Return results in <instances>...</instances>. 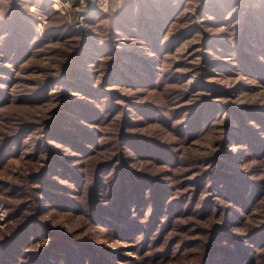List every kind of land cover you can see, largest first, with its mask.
<instances>
[{
    "label": "rangeland",
    "instance_id": "1",
    "mask_svg": "<svg viewBox=\"0 0 264 264\" xmlns=\"http://www.w3.org/2000/svg\"><path fill=\"white\" fill-rule=\"evenodd\" d=\"M54 2L0 0V83L15 98L23 91L30 94L34 89L41 88L45 81H49L48 91L59 93L56 97L54 95V99L50 96L41 102L13 100L8 108L17 115L12 117H51L56 114L54 108L63 99L75 96H84L97 109L105 107L104 96L98 98L84 93L82 89L77 90L72 86L74 83L79 87L92 88L95 94L100 91L105 93L108 87L115 89L109 93L112 95L113 111L108 119L102 117L105 112L95 118L96 123L79 116V124L104 140L103 137L109 139L116 136L121 139L125 132H133L148 142H164L174 156L182 158L180 163L176 161L169 165L174 173L172 185L165 183L171 186L168 197L172 201L178 199L183 205L192 204L185 214L179 211L172 213L173 224L166 228L159 226L150 239H145V233H141L131 239L113 240L96 229L90 231V235L112 250L120 249L119 253H124L120 258L126 257L122 261L125 264H200L204 259L203 244L209 241L215 225L222 229V225L226 224L223 218L230 212L232 222H228L227 228L242 235L250 255L249 262H243L244 250L238 251L242 253H229L225 245L217 247L216 256L209 264H264V244L255 243L252 236H246L264 223V193L252 210L236 213L235 209H228V200L210 189L212 176L207 177L208 173L222 167L217 159L223 158L225 153H242L239 158L243 159V152L249 151L242 149V139L231 135L229 130L234 127L233 124L241 121L254 125L264 145V0H112L107 8L95 6L85 11L64 0L59 2V7L54 6ZM81 12L85 13L83 18L80 17ZM25 13L33 15L36 31L26 42L28 54L20 57L15 64L10 59L7 45L14 33L9 21L16 15L25 16L28 20ZM142 17L148 24L155 23L156 17L159 20L153 26L161 29L160 36L156 38L157 33L155 37L158 48L150 45L140 29ZM4 21H7L6 24ZM46 27L49 32L45 34ZM241 47L248 55L247 60L240 53ZM206 56L212 60L208 62ZM120 57L122 61L118 64L122 74L117 80L110 77L103 83L112 62H117ZM78 58V65L72 66L73 60ZM249 59L256 60L254 65L257 63L263 74L246 70L250 67ZM142 67V74H136ZM74 68L77 72L72 73ZM9 69L11 74L6 71ZM62 71L67 72L66 76L56 79ZM152 71L154 75L159 73L153 82L149 74ZM198 77L202 84L197 91L189 92ZM67 79L74 83L69 84ZM212 83L217 88L210 91L209 99L223 108L215 110L210 117L211 126L189 134L185 126L193 122L192 104L197 93L206 91ZM183 92L186 94L182 95ZM235 105L241 106L244 119L234 116L237 112ZM100 118L106 121L102 123ZM6 121L1 117L0 126ZM221 132L220 140L217 138H220ZM255 145L258 146L257 143ZM131 159L127 162L132 167L136 166V161H143L140 158ZM15 161L12 165L15 171L27 168L26 160L17 158ZM239 163L241 170H248L255 180L264 182V156H250L247 162ZM151 169L156 174H162V169L153 164ZM194 179L200 181L199 185L204 190L202 195L198 194ZM260 184L264 186V183ZM0 197L6 195L0 192ZM15 198L7 196V200ZM221 201H224L222 209L219 207ZM205 204L210 205L203 213ZM8 213L11 210H8L7 204L0 202V229L7 226ZM178 213L181 214L175 216ZM73 224L78 225L77 219H73ZM222 243L227 241L220 239L217 242L219 245Z\"/></svg>",
    "mask_w": 264,
    "mask_h": 264
},
{
    "label": "trees",
    "instance_id": "2",
    "mask_svg": "<svg viewBox=\"0 0 264 264\" xmlns=\"http://www.w3.org/2000/svg\"><path fill=\"white\" fill-rule=\"evenodd\" d=\"M24 15L29 17L28 20L25 16L23 18L22 15H16L9 21L14 33L7 45L10 59L15 64L19 62L20 57L28 54L26 42L36 31L33 15ZM154 21L156 23L159 20L156 17ZM5 22L7 21H4V24ZM145 22L142 17L140 29L154 47L157 45L156 38L160 36L161 29H155V23ZM163 27L165 26L163 25L162 29ZM44 32L48 33L49 28L46 27ZM245 52L241 47L240 53ZM244 56L247 60L248 55ZM205 59L208 62L212 60L207 56ZM78 61L79 58L73 60L72 66H77ZM119 61H122V57L117 62H112L103 83L113 77L117 80L120 76ZM255 61L249 59L250 67H246V70L263 74L260 66L257 67V63L254 65ZM152 68L154 70V67ZM6 71L10 73L11 70ZM142 71L143 67L137 70L136 74H142ZM75 72L77 69L72 71ZM154 73L149 72L152 82L159 74ZM66 74L67 72L62 71L56 79L61 80ZM126 79L129 80L130 77L126 75ZM199 80L200 77L192 83L189 92L197 91L198 86L202 84ZM67 81L69 84L74 83L68 79ZM47 82L49 81H45L41 88L33 91L31 89L30 94L23 91L16 98L0 83V118L7 120L0 126V192L6 195L0 197V202L4 201L8 210H11L6 220L7 226L0 229V264H125L122 261L126 257L120 258L124 256V253H119L120 249L115 251L105 246V243L90 235V231L96 229L113 240L131 239L141 233H145V239H150L159 226L166 228L173 224L175 219L171 217L172 213L179 211L185 214L192 208L190 202L183 205L178 199L170 200L168 193L171 186L165 185L166 182L170 185L173 182L174 171L170 167L171 164L176 161L180 163L182 158L174 156V152L164 142H148L133 132H125L121 139L116 136L109 139L103 137L104 140L93 131L83 128L78 122L79 116L96 123L95 118L105 112L102 117L108 119L113 111L112 95L109 93L115 91L109 87L105 93L100 91L95 94L92 93V88L79 87L77 83L72 85L77 87V90L82 89L84 93L93 94L98 98L104 96L107 102L104 101L106 105L102 109H97L84 96H75L63 99L60 105L54 108L56 114L51 117H12L17 115L8 108L12 106L13 100L41 102L50 96L54 99V95L56 97L59 93L48 91ZM102 82L100 81L101 84ZM210 87L206 91H199L195 103L192 104L193 122L185 126L189 134L211 126L210 117L223 108L218 102L209 99L210 91L215 90L217 86L212 83ZM185 94L186 92L182 93ZM235 106L237 112L234 116L244 119L241 106ZM74 112L77 115H74ZM195 120L197 124L194 123ZM105 121L100 118V122ZM233 125L234 127H229L231 135L238 140L242 139V149L249 151L243 152V159L239 158L241 152L237 155L225 153L226 158H223L226 160L217 159L222 167L208 173L207 177L211 174L213 183L210 189L228 200V209L233 208L236 213H240L241 210L249 211L258 205L264 193V186L260 183L264 182L255 180L248 170H241L239 162H247L250 156H264V145L254 125L241 121ZM262 129L264 130V126ZM219 136L217 139L221 140L222 132ZM118 155L124 156L119 158ZM17 158L26 160L27 168L24 171H15L12 168ZM137 158L143 161H136L135 167L128 164V159L132 161ZM151 163L159 170L162 169V174H156L151 169ZM194 182L198 194L202 195L204 190L199 185L200 181L194 179ZM8 194L17 198L7 200ZM192 200L194 199L190 201ZM223 202L221 201V206L218 204L220 209ZM207 205L210 204L203 205V213L208 211ZM150 207L152 209L147 214ZM229 213L223 218L226 224L222 225V229L215 225L209 241L206 245L203 244L204 259L200 264L212 262L217 247L225 245L229 248V253L244 250L246 254L243 262H249L250 255L242 235H237L227 228L228 222L230 224L231 221ZM73 219H77V226L73 224ZM263 232L264 223L256 226L254 232L246 236H252L251 239L256 241L255 243L263 245ZM220 239L226 240L227 243L217 244Z\"/></svg>",
    "mask_w": 264,
    "mask_h": 264
},
{
    "label": "built area",
    "instance_id": "3",
    "mask_svg": "<svg viewBox=\"0 0 264 264\" xmlns=\"http://www.w3.org/2000/svg\"><path fill=\"white\" fill-rule=\"evenodd\" d=\"M61 0H55L54 2V6H58L60 5ZM65 3L67 4H73L76 6L80 7V11H85V10H89L90 8H93L95 6L101 7V8H107V6L109 5V3L112 0H64ZM85 13L81 12L80 13V17H84Z\"/></svg>",
    "mask_w": 264,
    "mask_h": 264
},
{
    "label": "bare ground",
    "instance_id": "4",
    "mask_svg": "<svg viewBox=\"0 0 264 264\" xmlns=\"http://www.w3.org/2000/svg\"><path fill=\"white\" fill-rule=\"evenodd\" d=\"M49 7V6H48ZM48 9V8H47Z\"/></svg>",
    "mask_w": 264,
    "mask_h": 264
}]
</instances>
